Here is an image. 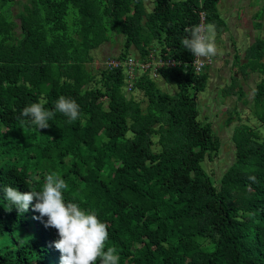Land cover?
Masks as SVG:
<instances>
[{
  "label": "trees",
  "instance_id": "trees-1",
  "mask_svg": "<svg viewBox=\"0 0 264 264\" xmlns=\"http://www.w3.org/2000/svg\"><path fill=\"white\" fill-rule=\"evenodd\" d=\"M220 1L154 0L148 9L145 0H27L18 22L15 0H0V264H61L57 231L31 217L35 200L25 213L9 211L2 191L39 189L52 171L69 186L66 201L108 225L119 264H264V36L244 62L235 53L241 73L261 75L245 103L259 124L234 127L235 158L219 183L205 162L222 141L199 107L211 65L197 71L181 45L203 17L215 30L226 25ZM117 36L123 49L109 58L123 63L94 69L92 51ZM129 58L138 61L133 75ZM231 82L222 92L243 99L237 74ZM60 96L79 104L77 121L57 112L38 132L17 119L33 102L54 110Z\"/></svg>",
  "mask_w": 264,
  "mask_h": 264
},
{
  "label": "clouds",
  "instance_id": "clouds-1",
  "mask_svg": "<svg viewBox=\"0 0 264 264\" xmlns=\"http://www.w3.org/2000/svg\"><path fill=\"white\" fill-rule=\"evenodd\" d=\"M185 31L189 35L181 40V45L196 58L193 63L202 69L204 60H210L217 54L215 25H194ZM57 112L67 117L68 123L80 118L79 104L74 99L60 96L54 110L33 102L22 109L17 119L22 126H30L39 132L50 126L49 121ZM43 179L41 188L29 187L31 190L27 192L4 186L2 191L8 202V210L15 206L19 213H25L35 200L33 211L38 213L31 217L41 220L46 217V222L43 220L45 227L57 231L59 239L54 242V247L60 253L61 264H119L116 248L107 246L108 225L94 211L82 209L76 202L66 201L64 192L69 186L59 172H49ZM250 179L255 181V177Z\"/></svg>",
  "mask_w": 264,
  "mask_h": 264
},
{
  "label": "rangeland",
  "instance_id": "rangeland-1",
  "mask_svg": "<svg viewBox=\"0 0 264 264\" xmlns=\"http://www.w3.org/2000/svg\"><path fill=\"white\" fill-rule=\"evenodd\" d=\"M145 1L147 8L150 9L154 0ZM26 2L27 0H15L11 6L13 18L18 22L20 20L17 14ZM218 9L226 21V25L215 30L217 54L214 56V63L210 67L211 78L208 87L199 97L201 117L209 116L215 133L222 141L220 153L212 160L208 159L205 162L207 170L214 177L216 183L220 182L223 173L235 158V145L232 140L234 127L241 121H246L252 126H258L259 124L252 116L247 102L252 101L254 89L261 75L252 71L244 75L240 72L239 66L233 62L235 53L240 54L241 63L244 62L248 46L257 37L264 36V15L261 19L263 24L261 28H256L254 16L259 10L264 11V0H221ZM123 45L124 37L122 36H117L115 40L110 39L102 43L100 47L92 51L94 56L93 68H98L109 57L117 56L122 51ZM236 74L240 84L244 87L245 96L243 99H238L236 95L225 96V93L222 92L226 85L232 83V76H236ZM159 83L163 89L174 91L172 85L162 80ZM235 89H237V86ZM135 96L138 100H142L143 106H146L147 101L143 93L136 92ZM235 106H238V110L242 111L240 119L237 118L235 112L230 113V110H233ZM227 118H231L229 125L226 124ZM262 129L264 131V128Z\"/></svg>",
  "mask_w": 264,
  "mask_h": 264
},
{
  "label": "built area",
  "instance_id": "built-area-1",
  "mask_svg": "<svg viewBox=\"0 0 264 264\" xmlns=\"http://www.w3.org/2000/svg\"><path fill=\"white\" fill-rule=\"evenodd\" d=\"M200 24H205V17H203L202 19H201V22H200ZM199 24V25H200ZM195 59L196 58H194V60L192 61V63L195 61ZM105 63H106V65L107 66H110V67H118L119 65H121L123 62L121 61V60H119V59H117V58H108L106 61H105ZM127 65H128V67H129V71L131 72V75H133V73H134V69H135V63H138V61H136L135 59H133V58H129L128 60H126V62H125ZM148 63V64H147ZM147 63H144V64H142V67L144 68V69H146L147 67H149L150 65H151V61H149V62H147ZM153 63H157L158 65H168V66H174V65H176L177 64V61L174 59V58H166V59H163V58H155L154 56H153ZM214 63V57H212L210 60L209 59H205L204 60V66H206V65H211V64H213ZM139 65V64H138ZM193 65L195 66V69L197 70V71H201L202 69H200L199 68V66L198 65H195L194 63H193ZM140 66V65H139ZM129 89H130V86H129Z\"/></svg>",
  "mask_w": 264,
  "mask_h": 264
}]
</instances>
